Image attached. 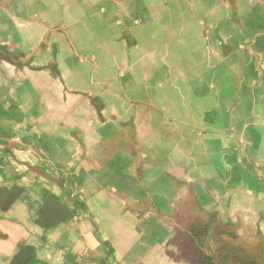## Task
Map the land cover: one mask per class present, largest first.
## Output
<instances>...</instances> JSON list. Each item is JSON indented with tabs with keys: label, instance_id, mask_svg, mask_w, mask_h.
<instances>
[{
	"label": "crops",
	"instance_id": "0c3cea01",
	"mask_svg": "<svg viewBox=\"0 0 264 264\" xmlns=\"http://www.w3.org/2000/svg\"><path fill=\"white\" fill-rule=\"evenodd\" d=\"M0 45L59 71L0 60V264H192L165 174L264 234V0H0Z\"/></svg>",
	"mask_w": 264,
	"mask_h": 264
},
{
	"label": "trees",
	"instance_id": "16d2710c",
	"mask_svg": "<svg viewBox=\"0 0 264 264\" xmlns=\"http://www.w3.org/2000/svg\"><path fill=\"white\" fill-rule=\"evenodd\" d=\"M130 41H128V44ZM131 45V43L129 44ZM224 53H227L225 49ZM0 60H4L17 69L28 67L33 70L46 69L52 77H58L59 71L54 62H49L45 67L37 68L33 66L32 58H26L22 51L17 48H12L6 45H0ZM91 104L94 106L100 120H104L101 111L103 104L97 97L90 98ZM137 180L142 182L140 171H137ZM168 182L175 186H184L185 182L177 180L175 177L165 174ZM188 192L190 193L189 203L199 212H203L202 206L199 205L193 187L187 184ZM146 206L143 211H139V217H142L148 208L152 207V203L148 200L140 202L138 208ZM158 216L161 215L158 211ZM162 216V215H161ZM160 216V217H161ZM216 211L208 212L206 217L201 214L193 219L186 218L180 225L188 239L191 249L192 264H264V239L258 238L255 243H247L241 237L233 224H222L216 218ZM158 217V218H160ZM163 217V216H162ZM0 237H4L1 235ZM207 237H210L215 243V250L212 254H208L203 250L204 242ZM103 244L111 251L108 243ZM108 264L106 260L101 262Z\"/></svg>",
	"mask_w": 264,
	"mask_h": 264
},
{
	"label": "rangeland",
	"instance_id": "374dc122",
	"mask_svg": "<svg viewBox=\"0 0 264 264\" xmlns=\"http://www.w3.org/2000/svg\"><path fill=\"white\" fill-rule=\"evenodd\" d=\"M244 163V162H243ZM245 164V163H244ZM176 178V177H175ZM177 179V178H176ZM177 180H179V181H182V180H180V179H177ZM182 182H184V181H182ZM171 184V183H170ZM187 184H190L191 186H192V184L191 183H187V182H185L184 183V186H182V187H184L185 189H186V192H187V196H188V202H189V197H190V193L188 192V189H187V187L186 186H188ZM172 186L174 187V188H176L177 190H179L180 188H182V187H180V186H175V185H173L172 184ZM193 187V186H192ZM193 191L195 192V195H196V199H197V201H199L198 200V196H197V193H196V191L194 190V187H193ZM146 200H148V199H146ZM145 200V201H146ZM148 201H150V200H148ZM151 202V201H150ZM178 203H180V202H178ZM199 203V202H198ZM216 204H217V206L219 205V204H221L222 205V211L220 212H218V211H216V214H217V216H216V218H217V220H218V222H220V223H222V224H227V223H231V224H233V226L235 227V229H236V231H237V233L241 236V237H243L244 238V240L247 242V243H255V242H257V240H258V238H260V239H264V234H262V232H261V230H260V228H259V225L257 224L256 226L254 225V222H252L253 224H251L250 226H247V225H239L240 224V221H239V215L241 216V218H242V215H243V213H241L240 212V214L239 213H234V212H232V208H230L228 211L226 210V208H225V204H226V202H223V201H218V202H216ZM199 205H200V203H199ZM228 206V205H227ZM229 207V206H228ZM242 207H244V202H242ZM176 213H174L173 215L172 214H170V216L168 217L167 216V219H169V221H170V223L173 225V226H175L178 230H179V232H181L182 234L184 233V231L181 229V227H179V225L186 219V218H190V219H193V218H195V217H198V216H200V214H201V216L204 218V217H206V215H207V213L208 212H213V211H215V210H208V209H205L203 206H202V209H203V212H199V211H197V210H195L194 208H193V206L192 205H190V203H189V206H183L182 204L181 205H177V207H176ZM226 210V211H225ZM156 213H157V211H155ZM159 212V211H158ZM163 219H166V216H164L163 217ZM250 219V218H249ZM254 221V220H253ZM184 235H185V233H184ZM258 237V238H257ZM183 247H184V249H186L187 248V245L185 244V245H183ZM215 243L213 242V240L210 238V237H207L206 239H205V242H204V246H203V250L206 252V253H208V254H212L213 252H214V250H215ZM187 252H188V255L190 256V258L192 257V255H191V250L190 251H188L187 250ZM187 255V253L185 252L184 253V255Z\"/></svg>",
	"mask_w": 264,
	"mask_h": 264
}]
</instances>
